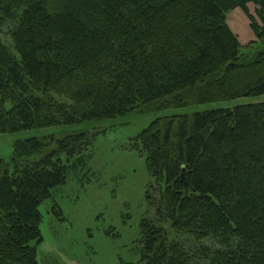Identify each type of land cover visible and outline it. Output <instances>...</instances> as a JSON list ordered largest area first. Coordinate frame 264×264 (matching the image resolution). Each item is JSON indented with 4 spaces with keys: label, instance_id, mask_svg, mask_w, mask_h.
<instances>
[{
    "label": "trees",
    "instance_id": "16d2710c",
    "mask_svg": "<svg viewBox=\"0 0 264 264\" xmlns=\"http://www.w3.org/2000/svg\"><path fill=\"white\" fill-rule=\"evenodd\" d=\"M261 95L264 0H0V134L94 124L0 157V264H38L40 206L87 168L104 121ZM131 148L151 215L141 259L119 264H264V102L157 118Z\"/></svg>",
    "mask_w": 264,
    "mask_h": 264
},
{
    "label": "rangeland",
    "instance_id": "374dc122",
    "mask_svg": "<svg viewBox=\"0 0 264 264\" xmlns=\"http://www.w3.org/2000/svg\"><path fill=\"white\" fill-rule=\"evenodd\" d=\"M249 8L257 17V6L250 4ZM227 19L243 44L255 40L250 19L241 8L230 11ZM251 102H264V95L177 109L135 111L100 124L106 130L99 132L87 168L70 172L67 184L55 189L40 206L43 241L38 245V264L137 263L142 257L140 225L151 215L147 189L153 178L145 153L131 148L132 138L157 118ZM92 126L0 134V157L10 162L14 143L19 139L56 137L93 129Z\"/></svg>",
    "mask_w": 264,
    "mask_h": 264
},
{
    "label": "water",
    "instance_id": "95a60500",
    "mask_svg": "<svg viewBox=\"0 0 264 264\" xmlns=\"http://www.w3.org/2000/svg\"><path fill=\"white\" fill-rule=\"evenodd\" d=\"M184 180V179H183Z\"/></svg>",
    "mask_w": 264,
    "mask_h": 264
}]
</instances>
